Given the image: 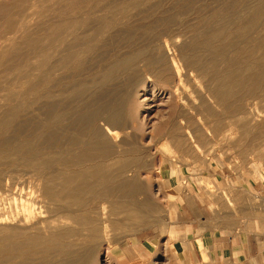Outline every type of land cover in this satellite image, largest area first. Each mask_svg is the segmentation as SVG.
<instances>
[{
    "label": "rangeland",
    "instance_id": "obj_1",
    "mask_svg": "<svg viewBox=\"0 0 264 264\" xmlns=\"http://www.w3.org/2000/svg\"><path fill=\"white\" fill-rule=\"evenodd\" d=\"M74 1L0 0V4L20 5L5 14L13 20L12 30L0 31V120L11 123L9 130L0 128V159L4 156L8 161L0 164V212L5 204L9 214L8 220L0 221V249L6 246L10 255L14 244H21L22 238L15 237L13 226L25 220L36 224L44 219L38 209L31 215L12 198L19 196L23 185L29 192L24 200L34 198L29 187L33 168L14 163L26 154L21 145L32 147L31 153L39 151L44 158L64 156L66 161L80 151H88L94 131L99 129L101 139L117 156L139 151L136 154H141L142 168L132 169L127 175L136 178L146 192H160L161 214L167 215L169 221L164 224L157 219L152 224L149 220L131 239L121 243L124 254L119 258H114L111 250L127 235L122 227L112 229L109 241L99 246L91 245V238L62 237L52 245L20 248L19 258L9 264H120L121 259L123 264H178L174 239L184 231L178 229V220L182 216L179 211L187 205L186 193L194 192L195 187L203 200L205 188L216 189L217 171L236 185L255 182L264 186V8L257 6L264 0H85L80 5ZM200 6L207 16L215 11L231 12L233 18L228 22L218 17L212 27L207 23L199 25ZM76 21L87 22L89 32L74 33L69 24ZM103 21L116 25L103 35H92ZM220 23L228 25L224 27L226 36L212 42L202 36L204 31H208L204 33L207 35L219 30ZM196 26L203 32L195 39L199 47L195 52L190 51V38L185 36L192 34ZM153 27L165 34L161 43L164 52L175 59L177 87L174 81H162L155 73H147V63L158 59L157 50L152 48L156 43L145 33ZM50 28H55L52 44L47 42ZM220 50V54L209 53ZM188 54L204 61L208 67L204 74L186 69L183 63ZM225 59L233 61L226 66ZM31 65L37 66L32 77L22 78ZM229 69L232 74L225 79ZM104 103L117 114L121 110L119 128L113 131L94 116V122L85 124L84 114L96 113ZM171 185L180 187L174 188L173 196ZM190 217L194 219L195 213Z\"/></svg>",
    "mask_w": 264,
    "mask_h": 264
},
{
    "label": "bare ground",
    "instance_id": "obj_2",
    "mask_svg": "<svg viewBox=\"0 0 264 264\" xmlns=\"http://www.w3.org/2000/svg\"><path fill=\"white\" fill-rule=\"evenodd\" d=\"M83 1H85V0H75L74 3L76 5H80V4H83ZM23 4H24V2H23ZM136 4L138 5V3H136ZM17 6H20V5H18V3H14V2L13 3L12 2H6V3L1 2V4H0V16H3V17L1 18L2 21L0 24V31L2 30V28H5V31H7V32H10L12 30L11 24L13 23V20L7 19L8 17L6 18L5 14L10 13ZM106 6L108 7V5H106ZM257 6L259 9H263L264 8V1L259 2L257 4ZM64 7L66 9H70L69 5H65ZM91 7H89V8L91 9ZM254 7H255V5H254ZM137 9H138V7H137ZM54 10H52V11H54ZM107 10L108 9H106V11ZM119 11H120V9H119ZM203 11H204V7L200 6L199 10H198V13L200 16L199 18H201L199 25H202V26H204L205 23L209 24L210 27H212L213 25H216V23H218L216 18H218V17H223V19H225V21L228 18H230V19H231V17L233 18V14L231 12H229V13L225 12L222 14H218V13H215L216 12L215 11L214 14L213 13L211 14V16L210 15L207 16V15L202 13ZM62 12L63 11L61 10L60 11L61 15H63ZM83 13L84 12H82V14ZM97 13H99V12H97ZM128 13H130V11H128ZM244 15H241V17H244ZM67 16H68V14H67ZM81 16L83 17V15H81ZM81 16H79V17H81ZM235 16H238V14ZM249 16H251V14H248V17ZM76 17H78V16H76ZM88 19H90V17ZM98 19L102 20L104 18H98ZM66 20H69V19H66ZM211 20H213V21L211 22ZM225 21H223V23ZM103 22H105V21H103ZM223 23H220L221 28L219 30L217 29L213 32L211 31V33H208L207 35L204 33L208 32V31H206V32L204 31L202 36H204V37L207 36V40L209 42H212L214 39L219 38L221 36H223V37L226 36L227 29H225V28L228 25L226 26V23H225V26H224L225 28H224ZM86 24H87V22H85V21L80 22V23H78L76 21V23L73 22V23H70L69 25H71V27L75 29L74 33H78L77 31H80V30L82 31L80 33H87V32H89L90 28ZM207 24L205 25L206 27H207ZM246 24H245V26H246ZM115 25L113 24L111 26L110 23L105 22L99 29L97 28V30H95L94 33H92V35L93 34H96V35L102 34L103 35V34L107 33L109 31V29L114 28ZM239 25H241V27L243 28L241 23ZM95 26H97V25H95ZM54 29L55 28H50L49 33H47L48 34L47 38L49 39L47 42L49 44H52L55 40L56 36H55ZM200 29H201V31H200ZM257 29L258 28H256L255 31H257ZM192 31H193L192 34H188L185 37L190 38V40L188 41V43L190 42L189 44H191V47H192L190 51L196 52L199 47H198V44H196L195 39L197 37H199L198 35H201L199 33L203 32V30L200 26H198V27L196 26L194 28V30H192ZM145 33L150 34V36H152V38H151L152 42L156 43L154 45V47H152V48L156 49L158 52V54H157L158 59L155 58L152 61H150L149 63H147V71H148L147 73H150V74L155 73V75L158 77V79H160L162 81L163 80L164 81L165 80L166 81L171 80L173 83V81L175 80V77H174V75H175L174 74V72H175V67H174L175 59L169 57L167 55V53H165L163 50V43H161V41H162V37L165 34L162 33V30L160 31L159 29H157L155 27L150 28L149 30H146ZM89 34L90 33H88L86 35H89ZM239 35H237V36H239ZM177 36H178V34H177ZM83 38H84V36H83ZM235 38H236V36H235ZM247 38H246V40H247ZM64 42H66V41H64ZM244 42H246V41H244ZM36 43L37 42H35L34 45ZM188 43H186L187 47L189 45ZM182 47H179V49ZM258 47H260V46H258ZM90 48L93 49L94 46L92 47V45H91ZM156 50H154V51H156ZM177 50H178V48H177ZM247 50H244V51L247 52ZM180 51L182 53V49H180ZM222 51L223 50H220L217 52H210L209 51V53L211 55H214L215 53L220 54ZM199 52H200V50H199ZM206 52H208V51H206ZM80 53H82V52H80ZM242 53H244V52H242ZM91 54H92V52H91ZM91 54H89V55H91ZM184 57L185 58H184L183 64H185L186 69H188L189 71L196 70L201 75L207 71L208 67L206 68V64H204V61L202 59L198 60L197 58H195V56H192V55L190 56L189 54L184 56ZM227 59L224 60V64L226 63V66H228L229 63H231L234 60V58H233V60L230 62L229 60L231 58L229 60H227ZM58 63H59V60H58ZM144 64L146 65V63H144ZM248 64H249V62H248ZM259 65H260V63H259ZM217 67H219V66H217ZM217 67L212 68V71H216ZM248 67H249V65H248ZM36 69H37V66H35V65L28 66L25 69L26 71L24 70L22 78L30 77L31 74H33V71H35ZM225 72H226V74H224V78L226 79L232 74V69H229ZM218 73H220V72H218ZM111 78H113V77H111ZM218 78H220V77H218ZM225 79H224V81H225ZM224 81H223V83H224ZM233 84H234V82H233ZM177 86H178V84H175V81H174V87H177ZM225 86L226 85H224V87ZM222 90H223V88H222ZM119 111H120V113H119ZM108 112H109V115L105 116L104 114H107ZM90 113H93V112H90ZM119 114H121L120 109L118 110V114H117L116 112L110 111L108 104L104 103L103 105H101L100 110L98 109V111L96 113L94 112V114H90L88 116H86L87 114L86 115L84 114L85 122H86L85 124H87V122L89 120H91V122H94L95 119L93 121V119H91V118L96 117L98 120L103 121L105 123V126L110 131H113V130L119 128L120 119H121L118 116ZM189 120H190V118H189ZM76 121L78 122V119ZM122 121L123 120H121V122ZM57 122H54V123H57ZM10 124L6 119L0 120V128L2 130H9ZM86 128H88V130H89V127H86ZM94 132L96 133V135H94L93 140L91 141V147L89 146L90 149L88 151H84V152L80 151V153H78L74 158H72V159L66 158V161L64 160L65 159L64 156L50 155L47 158H44L41 156L42 154L40 155L39 151H36V152L34 151L31 153V151L33 150L32 147L27 148L28 146L26 147L24 144L21 145V149H25L26 154H24V155L21 154L22 156H19L16 159V162H14V163H21L25 167L33 168V171H34L33 181H30L31 185H29L30 183L28 185L32 191V194L34 195V198H32V199L27 198L26 200H24L23 197L28 192V191H26V187H24V185L19 189V192H18L19 196H13L12 198L15 201V203H18V201H20L22 203V206L25 208V211L27 210L29 212V214H31V215L33 214L34 210L38 209L39 213L42 214V217H44V219H42L41 221H39L36 224L31 223L29 220H25V221H22V223H20L19 225L13 226L12 229H13L14 233L16 232L15 237L22 238L21 244L17 245V243L14 244L15 243L14 242L13 244L15 247H13V249H11L12 253L10 255L7 254L9 252L8 248H6V246H3L0 249V254H1L0 264H9V262H12L17 257L19 258V256L17 254L21 253V252H19L20 248L35 249V248L41 247L43 245H52V244H55L56 242H58V241H56L58 238H62V237H64V238L65 237H67V238L75 237L76 240H80V238H83V239L91 238V240H92L90 242L91 245L99 246V245H102L104 242L109 241V233L111 232L112 229L117 228V227H122V228L126 229L127 235L122 237L120 240H118L117 243L115 244V248H112V250H111V254L114 255V258H119L122 254H124V252L122 250V246H121L122 244L121 243L125 239H128V238L131 239L130 236L133 233H135L136 231L143 228L149 220H150V222H152V224L154 223L153 221L157 222L156 221L157 219H158V221L160 220V222H162L164 224H166V222L169 221L167 215L164 216L161 214L162 208L159 204V200H160L159 197L160 196H158V194L160 192L157 191L156 192L157 194L153 191L146 192L144 187L139 183V181L136 178L135 179L129 178V175H127L132 169H134V171H135V170H139L142 168L143 164L141 163L142 162L141 161L142 160L141 154H136L139 151L136 153L132 152L133 154L126 153L124 156H121V155L117 156L113 151H111L109 149V147H107L108 142L106 144V142H104L105 140L103 141L101 139L102 138L101 135H103L102 131L100 130V132H99V129H96V131H94ZM187 136L189 137V135H187ZM183 141H186V139H184ZM181 143L179 141L178 146H180ZM79 144H77V145H79ZM87 144L88 143H86V145ZM73 145H75V144L73 143ZM192 146H193V144H192ZM101 148H104V149L101 150ZM68 155H69V153H68ZM4 158H5L4 156L3 157L1 156L0 164L4 165L6 162H8L7 160L5 161ZM56 166L58 168H56ZM133 167H135V168H133ZM168 183L170 185L172 182L170 183V180H169ZM27 189H29V188H27ZM175 193H176L175 189L171 190L172 196L175 195ZM36 194L40 196L38 202L35 200ZM26 196H29V194ZM1 201H5L4 196H1ZM174 206H175V204L173 203L172 207H174ZM166 213H168V212L166 211ZM8 218H9L8 207H5V204H4V208L0 212V221H2V222L6 221V220H8ZM32 222H33V220H32ZM32 230H34L35 232ZM12 237H14V236H12ZM7 245H9V244H7ZM108 250H109V247H108ZM29 251H25V252L28 253ZM121 260H119L120 264H123L121 262ZM82 261L83 260L81 259L80 263Z\"/></svg>",
    "mask_w": 264,
    "mask_h": 264
},
{
    "label": "crops",
    "instance_id": "obj_3",
    "mask_svg": "<svg viewBox=\"0 0 264 264\" xmlns=\"http://www.w3.org/2000/svg\"><path fill=\"white\" fill-rule=\"evenodd\" d=\"M214 174L216 189L205 188L203 200L195 187L186 193L178 220L184 231L174 239L178 264H264V186Z\"/></svg>",
    "mask_w": 264,
    "mask_h": 264
}]
</instances>
